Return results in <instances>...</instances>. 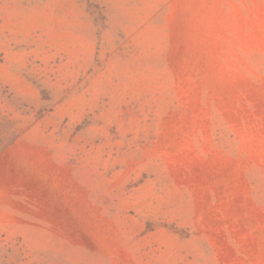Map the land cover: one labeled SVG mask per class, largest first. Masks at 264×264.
I'll return each instance as SVG.
<instances>
[{
  "label": "rangeland",
  "instance_id": "rangeland-1",
  "mask_svg": "<svg viewBox=\"0 0 264 264\" xmlns=\"http://www.w3.org/2000/svg\"><path fill=\"white\" fill-rule=\"evenodd\" d=\"M0 264H264V0H0Z\"/></svg>",
  "mask_w": 264,
  "mask_h": 264
}]
</instances>
